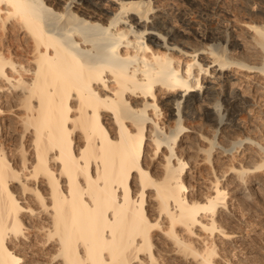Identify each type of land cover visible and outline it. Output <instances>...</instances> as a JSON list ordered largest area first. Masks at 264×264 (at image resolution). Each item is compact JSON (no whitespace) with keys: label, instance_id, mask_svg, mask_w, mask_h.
Returning a JSON list of instances; mask_svg holds the SVG:
<instances>
[{"label":"bare ground","instance_id":"obj_1","mask_svg":"<svg viewBox=\"0 0 264 264\" xmlns=\"http://www.w3.org/2000/svg\"><path fill=\"white\" fill-rule=\"evenodd\" d=\"M107 2L0 0V264H254L264 142L216 98L264 103V20L192 34L185 10Z\"/></svg>","mask_w":264,"mask_h":264},{"label":"rangeland","instance_id":"obj_2","mask_svg":"<svg viewBox=\"0 0 264 264\" xmlns=\"http://www.w3.org/2000/svg\"><path fill=\"white\" fill-rule=\"evenodd\" d=\"M151 1H152L153 6L169 7V8H171L173 6V8L176 7V8L187 11L189 13L190 20H192V22L190 21V30H189L190 32L192 31L191 32L192 34H194L195 32L196 33L197 32H200V33L209 32L210 33L211 31L216 32V30L219 29L218 24L219 23L223 24V23H225V21H227L229 19H234L237 21L238 20L239 21H248V22L249 21L259 22V20H261V19L264 20V0H247L248 2H245L246 0H242L241 2L239 0H151ZM234 1H237L236 4ZM96 2H98L99 4H101L104 7L108 6L107 0H98V1L96 0ZM242 2H244V3H242ZM244 4H245V6H243ZM246 5L248 6V8L251 6L250 10L248 12H250L252 9L255 12L254 11H251V12H254L255 14L253 13V15H252L251 12L248 13L246 11V9H244L247 7ZM208 16H210V17H208ZM262 20L260 22H263ZM231 35H233V33H231ZM220 36H218L219 37L218 41L221 42L223 47L225 46V48H228L229 47L228 44L226 45V43H224L225 41H223L224 39H226L225 35L220 34ZM231 40H232V37H231ZM219 96L220 97H217L216 99L220 100V103L223 102V106H226L228 108L231 106L233 107L232 108V112H233L232 115H225L226 116L225 118L230 122V125L227 128L230 129V133H231L232 137L234 138V140H236V139L238 140L240 138L245 139L246 137H250V136H251V138H260L262 136L259 140H260V142H264V105H263L264 103H263V100H261L262 98L258 99L259 100L258 101L257 97H256L255 98L256 100L253 98L254 100H250L249 101L250 103L247 102L248 104L246 102H244L241 104L242 106L240 104H239L240 106L239 105L237 106L238 103L234 102L231 104V102H229V101L224 102V98H222V95H219ZM225 114H227V112H225ZM165 115H167V114L165 113ZM213 115H215V113ZM216 118H217V116H216ZM199 119L200 120L196 119V121H192V120L184 121V124H186L187 127H192L198 123L201 124L203 121L202 120L203 118L202 119L199 118ZM258 125H260V126H258ZM253 128H254V130H253ZM211 129H214V128H211V127L204 128V131H205L204 133L212 132L213 130H211ZM185 135H187L189 137L191 135V133L187 132V133H185ZM245 147H247V145H245ZM239 153L244 154V153H247V151L241 150ZM239 153H237L236 156H234V157H238L240 159L241 157H239V156H241V155H239ZM229 161L226 160V161H224L223 164H218L217 162H214L213 165L215 167H217L219 170L220 169L223 170V169H226L227 166H229V163H230ZM213 165L210 164L211 167L209 165H206V166L203 165L201 167H198L197 169H195L194 172H192V174L194 176L192 175V177L186 178L187 184H189L188 186H190L191 190L195 191L200 187H206L207 184H205V183L208 182L207 180L209 179V176H210L209 173H210ZM201 172H202V174H201ZM198 178H200V179H198ZM197 181H198V183H197ZM200 181L202 183H200ZM195 183H196V185H195ZM226 183H227V181L225 182V184ZM202 184H204V185H202ZM231 197H233V195H230L228 201L232 202L234 200V198H231ZM247 219H248L247 224L249 225L248 227H250V226L254 227L253 229H251V231H246V233H248V236H249V240H247V241L253 240L252 243L258 244V247H260V249H258V250H255V251L252 250V252H251L252 253V255H251L252 259L250 257L249 262L251 261V263H254V264L255 263L257 264L258 262H259L258 264H260V263L264 264V254H263L264 253V235H257L258 237L255 236L254 233H257V229L259 228V226H257L256 223L254 225V221H253L252 217L249 216ZM244 228L245 227L242 226L240 229V230H243V233L245 232ZM255 244H254V246H255ZM261 246H262V248H261ZM226 248H227V246L225 248H222V250H219V252H221L222 254L225 255L226 251L229 252V250L232 249L231 247H228L229 250H227ZM236 252L238 253V251H235V254H237ZM21 254L25 255V252L21 251ZM238 254L244 255L240 251ZM29 255H28V257H29ZM45 257H44V255H38V254L31 255L27 259V262L36 263V261H38L39 263H41V262H44L46 260ZM30 258L33 260L31 261ZM261 258H263V260ZM160 260L162 261V258ZM254 260H256V261H254ZM167 263L172 264L168 261L166 262V264Z\"/></svg>","mask_w":264,"mask_h":264}]
</instances>
